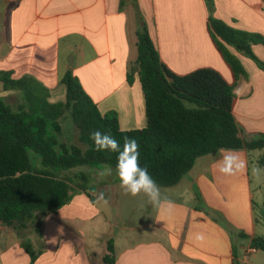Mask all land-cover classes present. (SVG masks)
<instances>
[{
    "label": "crops",
    "instance_id": "obj_1",
    "mask_svg": "<svg viewBox=\"0 0 264 264\" xmlns=\"http://www.w3.org/2000/svg\"><path fill=\"white\" fill-rule=\"evenodd\" d=\"M211 16L264 36V0H0V70L15 79L34 77L49 90L51 103L65 101L62 80L71 73L102 113H118L121 129H142L147 125L145 96L139 75L129 83L128 74L138 57L137 32L146 26L175 74L200 68L220 72L234 86L233 113L242 132L249 138L264 135V71L228 47L245 70L236 77L209 31ZM253 51L264 61V46L254 45ZM0 91L4 100L19 104L22 99L4 85ZM235 152L246 162L243 172L221 174L217 160L222 152L199 158L177 186L160 187L173 204L171 211L154 207L151 222L123 238L91 225L102 216L113 218L109 191L121 189L117 177L100 181L107 204L76 192L54 217L43 218L40 234L34 225L16 230L0 221V264H30L22 246L27 239L43 251L35 264H106L110 239L115 264H264L256 259L259 251L247 254L251 239L264 232L255 223L251 151Z\"/></svg>",
    "mask_w": 264,
    "mask_h": 264
},
{
    "label": "trees",
    "instance_id": "obj_2",
    "mask_svg": "<svg viewBox=\"0 0 264 264\" xmlns=\"http://www.w3.org/2000/svg\"><path fill=\"white\" fill-rule=\"evenodd\" d=\"M208 26L218 51L237 78L245 70L228 47L248 56L264 71V61L253 51L254 45L264 46L263 35L235 29L212 16ZM137 36L138 57L128 80L132 83L134 74L140 77L147 115L142 129H121L118 113H102L71 73L63 77L66 99L58 103L50 102L49 90L34 77L15 79L10 73H0L5 91L22 94L16 108L0 97V221L4 225L16 230L34 225L40 234L43 218L70 204L76 192H84L95 201L90 175L69 174L77 166L116 167L117 153L94 150L89 138L94 130L111 133L121 147L125 136L135 138L140 165L147 167L162 188L177 186L199 158L216 156L220 149H264V135L249 138L242 132L233 113L234 86L220 72L200 68L175 74L162 61L146 26ZM69 118L78 129L80 144L60 141L62 121ZM260 164L264 166V156ZM197 199L203 200L199 193ZM254 213L255 223L264 227V201L254 203ZM22 246L30 255V264L43 254L30 239ZM251 248L264 252V234L251 239ZM103 261L115 264L114 239L108 241Z\"/></svg>",
    "mask_w": 264,
    "mask_h": 264
},
{
    "label": "clouds",
    "instance_id": "obj_3",
    "mask_svg": "<svg viewBox=\"0 0 264 264\" xmlns=\"http://www.w3.org/2000/svg\"><path fill=\"white\" fill-rule=\"evenodd\" d=\"M93 141L95 151H109L117 153V163L115 167L116 176L120 182V188L125 195L132 197L143 196L147 203L157 208L167 206L170 212L173 204L170 200L162 197V192L157 181L150 175L147 167H142L139 162V144L133 137L125 136L123 146L111 133L94 130L89 137ZM224 153L217 160V170L226 176L236 175L243 172L246 162L232 149H220ZM259 169L253 168L254 175H259ZM113 169L105 166L98 172L101 178L111 176ZM97 203L107 204L108 199L103 191L93 192Z\"/></svg>",
    "mask_w": 264,
    "mask_h": 264
},
{
    "label": "rangeland",
    "instance_id": "obj_4",
    "mask_svg": "<svg viewBox=\"0 0 264 264\" xmlns=\"http://www.w3.org/2000/svg\"><path fill=\"white\" fill-rule=\"evenodd\" d=\"M1 73V70H0ZM3 87V83L0 81V89ZM8 95H14L13 93H10ZM0 96H4L2 94V91H0ZM236 96V95H235ZM6 100V99H5ZM9 102L13 108L15 106H18V103H16L14 100L9 101V99L6 100ZM15 106H14V105ZM62 125L64 127V134L60 137V141L65 144H80L79 143V132L77 127L75 126L74 122L69 118L67 120L62 121ZM264 156V149L261 150H254L251 151L250 155V165H249V174L251 176V179L253 181V188L255 191V203L258 205H261L264 201V166L260 164V159ZM33 157L36 159V155L33 153ZM108 165L102 166L103 168ZM91 166H77L74 167L69 174L75 175L78 172H86L89 173L91 176L90 185L95 188L97 191H102L105 189V186L101 184V180H104L105 177L101 178L98 176L99 170L92 169ZM253 168H258L259 175H254ZM113 169V173L111 176H106L107 179L116 178L115 168ZM107 189V188H106ZM109 203L110 206L113 208V218H111V221H105L103 216L98 221L92 223L91 225L94 226V229L99 230L100 233H103L105 230H109L113 236L118 237H124L125 235L133 232V231H141V229H144L146 224H149L152 220L153 216V208L151 204L147 203V200L145 197L137 196L132 197L130 195H125L120 189L118 192L116 190L109 191ZM94 203V201H91ZM57 214V213H56ZM56 214H51L52 217H54ZM101 221L105 222V225H100L99 227L96 226V223L99 224ZM9 227V226H7ZM13 228V227H9ZM14 229V228H13ZM26 229V228H25ZM31 229L26 230V233L29 232ZM261 230H264V227H260ZM36 231V229H35ZM264 234V232H261ZM238 240V238H237ZM252 256V255H251ZM260 263H264V252L259 251L256 258ZM254 261V259L252 258ZM256 261V263H258Z\"/></svg>",
    "mask_w": 264,
    "mask_h": 264
},
{
    "label": "built area",
    "instance_id": "obj_5",
    "mask_svg": "<svg viewBox=\"0 0 264 264\" xmlns=\"http://www.w3.org/2000/svg\"><path fill=\"white\" fill-rule=\"evenodd\" d=\"M257 252H258L257 249H255V248H250L249 251L247 252V254L250 255V254H255V253H257Z\"/></svg>",
    "mask_w": 264,
    "mask_h": 264
}]
</instances>
